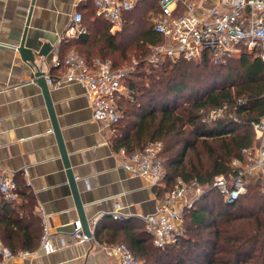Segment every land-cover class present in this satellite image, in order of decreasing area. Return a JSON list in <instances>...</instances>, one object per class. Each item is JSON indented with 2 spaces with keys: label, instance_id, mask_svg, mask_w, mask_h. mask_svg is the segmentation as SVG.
Instances as JSON below:
<instances>
[{
  "label": "trees",
  "instance_id": "1",
  "mask_svg": "<svg viewBox=\"0 0 264 264\" xmlns=\"http://www.w3.org/2000/svg\"><path fill=\"white\" fill-rule=\"evenodd\" d=\"M159 1L142 0L126 12L116 35L91 1L87 20L95 18L94 23L90 27L82 14L87 33L76 38L85 45L91 38L99 41L81 52L87 62L111 58L113 67L121 68L116 61L129 51L146 54L150 45L164 42L152 20L160 11ZM126 85L130 94L118 99L121 119L112 143L132 152L162 141L166 190L179 178L211 186L215 176L232 172V162L253 144L252 123L264 115V64L247 50L219 65L208 59L165 61L157 67L142 61ZM223 106L228 110L221 117L211 124L204 121L208 111ZM17 184L19 201L0 195V241L14 253L37 248L43 229L34 193L24 182ZM95 239L126 243L141 264H264V195L256 182L231 203L214 189L205 192L186 211L183 235L163 248L154 245L145 223L135 219H102Z\"/></svg>",
  "mask_w": 264,
  "mask_h": 264
},
{
  "label": "crops",
  "instance_id": "2",
  "mask_svg": "<svg viewBox=\"0 0 264 264\" xmlns=\"http://www.w3.org/2000/svg\"><path fill=\"white\" fill-rule=\"evenodd\" d=\"M91 1L0 0V171L29 186L36 198V212L43 227L47 224L57 248L46 255L39 244L30 251L31 256L16 257L9 264H120L97 240L78 243L72 235L80 220L49 109L35 81V69L18 51L27 31L26 48L37 54L49 45L47 57L36 58L39 70L45 76L63 74L69 54L83 56L81 52L89 50L92 41L99 43L91 38L85 45L65 35L76 12L83 14L91 27L95 20H87ZM123 22L117 27L109 22L110 34L120 33ZM49 89L89 224L96 218H112L116 202L122 205L121 220L143 221L142 216L154 213L166 189L153 188L123 168L120 149L93 120L83 87L68 83ZM129 94L127 87L119 99Z\"/></svg>",
  "mask_w": 264,
  "mask_h": 264
},
{
  "label": "built area",
  "instance_id": "3",
  "mask_svg": "<svg viewBox=\"0 0 264 264\" xmlns=\"http://www.w3.org/2000/svg\"><path fill=\"white\" fill-rule=\"evenodd\" d=\"M86 2L87 0H80ZM141 0H94L96 15L120 26L124 14L135 9ZM160 11L153 17L154 31L164 42L149 46L144 62L154 67L165 61L180 59L224 64L229 59L249 51L264 64V0H160ZM87 33L83 16L76 12L69 22L65 35L70 38ZM66 71L58 76H45L52 89L68 83L80 84L92 107L93 120L106 131L111 140L120 122L119 96L127 91L126 82L136 71L138 63L114 68L109 60H95L89 64L79 53L73 52L65 59ZM241 104L242 100H238ZM227 106L208 111L204 121L208 124L221 117ZM235 121L237 117L231 114ZM254 141L241 150L242 159L232 162L233 171L214 177L211 190H216L225 203L238 200L251 182L261 187L264 195V115L252 123ZM162 141H150L143 149L128 151L120 148L123 168L132 176L146 180L157 189H167V170ZM191 183L179 178L172 189L166 190L154 213L142 216L146 231L159 248L176 242L184 233L185 213L205 193L192 192ZM0 195L9 202L19 199L18 184L10 173L0 171ZM122 205L115 203L111 217L123 218ZM100 218L90 223L91 236L82 231L77 222L73 237L78 243L96 242L95 229ZM107 255L116 257L120 264H141L126 243L101 244ZM41 252L49 255L57 248L47 224L40 241ZM30 251L14 253L0 241V264H9L16 257L31 256Z\"/></svg>",
  "mask_w": 264,
  "mask_h": 264
},
{
  "label": "water",
  "instance_id": "4",
  "mask_svg": "<svg viewBox=\"0 0 264 264\" xmlns=\"http://www.w3.org/2000/svg\"><path fill=\"white\" fill-rule=\"evenodd\" d=\"M26 33H27V31H25V33H24V36H23L22 42L18 48V51L21 55V58L25 62L29 63L33 67V69H35V71H36V73L34 74L35 81L42 88L43 94L45 96V100H46V103H47V106L49 109V113L51 116V121H52L53 129H54V133L56 135V138H57V141L59 144L61 156L63 158V162H64L66 172H67L68 181H69V184H70V187L72 190V194L74 197L75 206L77 208L79 220H80V223L82 225V231L85 235L91 236L89 220L87 219L85 211H84V206H83V203L81 200V196L79 194L76 178H75V176L71 170V166H70V162L68 159V154H67V151L65 148V144H64V141L62 138L61 130H60L59 125H58L57 120H56L55 111L53 109V104L51 101L50 89H49V86L47 85V82L45 79V74L39 70V67L37 66V62H36L37 57H39V58L47 57L49 45H47V44L44 45L41 52L36 54L32 50L25 47Z\"/></svg>",
  "mask_w": 264,
  "mask_h": 264
},
{
  "label": "rangeland",
  "instance_id": "5",
  "mask_svg": "<svg viewBox=\"0 0 264 264\" xmlns=\"http://www.w3.org/2000/svg\"><path fill=\"white\" fill-rule=\"evenodd\" d=\"M143 52L144 51H135V53H134V51L131 50V51L128 52V54L126 55V57L118 58L117 61L116 60L115 61L121 67H125L127 65H130V64H133V63H136V62L139 63V62L144 61L145 58H146V56L148 55V53L145 54ZM104 60H109L112 63H114V59H111V58H106ZM165 160H166V158H165ZM203 162L206 165L209 164V161H208V158H207L206 155L203 157ZM251 183H253V182H251ZM190 185H191L192 192H194V193H197V192L204 193V192H208V191L211 190V186H199L195 182H192Z\"/></svg>",
  "mask_w": 264,
  "mask_h": 264
}]
</instances>
